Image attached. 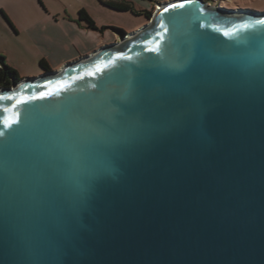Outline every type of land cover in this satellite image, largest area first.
<instances>
[{
  "label": "water",
  "instance_id": "1",
  "mask_svg": "<svg viewBox=\"0 0 264 264\" xmlns=\"http://www.w3.org/2000/svg\"><path fill=\"white\" fill-rule=\"evenodd\" d=\"M258 21L161 2L118 40L0 87V264H264ZM241 23L254 27L223 35Z\"/></svg>",
  "mask_w": 264,
  "mask_h": 264
},
{
  "label": "crops",
  "instance_id": "2",
  "mask_svg": "<svg viewBox=\"0 0 264 264\" xmlns=\"http://www.w3.org/2000/svg\"><path fill=\"white\" fill-rule=\"evenodd\" d=\"M115 1L129 2L141 12L145 9L152 10L156 4L169 0ZM146 2L151 4L150 7ZM0 8L12 24V32H8L11 40H18L17 50L14 52L17 51L21 58L33 55L37 60L45 59L47 62L60 63L59 68L99 48L100 38L105 35L86 27L78 18L80 10L87 11L97 25L99 19L96 15L104 9L128 12L111 9L100 0H9L8 7L1 4ZM112 33L114 41L118 40L117 32L112 30Z\"/></svg>",
  "mask_w": 264,
  "mask_h": 264
},
{
  "label": "rangeland",
  "instance_id": "3",
  "mask_svg": "<svg viewBox=\"0 0 264 264\" xmlns=\"http://www.w3.org/2000/svg\"><path fill=\"white\" fill-rule=\"evenodd\" d=\"M8 2L9 0H0V5L2 4L8 7ZM207 2L213 6H224L231 9L248 8L264 11V0H207ZM146 5L150 7L151 4L146 2ZM156 7L157 4L155 5V8ZM96 18L99 19L98 26H102L101 23H104L109 27H119L127 33L140 28L147 22V18L144 16H137L128 12H113L108 9H104L103 12L98 13ZM8 32H12V27L0 8V51H4L0 52V54L4 55L7 59V62L18 70L21 77L24 78L26 76H36L42 73L45 69L54 70L59 68L60 63L47 61L45 67H43L40 65L41 60H37L33 55L22 58L18 56L17 51L14 52L17 50L16 48L18 46V40L15 39L12 41V38ZM100 40V45L104 44L105 42L110 43L114 41L115 37L112 33V30H106L105 35L100 38Z\"/></svg>",
  "mask_w": 264,
  "mask_h": 264
},
{
  "label": "trees",
  "instance_id": "4",
  "mask_svg": "<svg viewBox=\"0 0 264 264\" xmlns=\"http://www.w3.org/2000/svg\"><path fill=\"white\" fill-rule=\"evenodd\" d=\"M40 1V0H39ZM101 3L111 9L117 11H128L133 13L134 15L144 16L145 18L152 17L155 7L152 10L145 9L141 12H138L136 8L129 2L115 1V0H100ZM5 18L12 26L8 16L3 12ZM78 18L80 21L84 22L86 27L89 29L97 30L101 34L105 33L107 29H112L119 33H125V31L119 27H109L106 25L98 26L94 19L85 11L84 9L80 10L78 13ZM46 60L42 59L40 61V65L45 67ZM23 77L19 75V72L16 68L11 66L4 55L0 54V87H11L14 83L19 82Z\"/></svg>",
  "mask_w": 264,
  "mask_h": 264
},
{
  "label": "snow or ice",
  "instance_id": "5",
  "mask_svg": "<svg viewBox=\"0 0 264 264\" xmlns=\"http://www.w3.org/2000/svg\"><path fill=\"white\" fill-rule=\"evenodd\" d=\"M178 6L180 8H183L185 5L180 4ZM170 7L176 8L177 5H170ZM164 11H166V12L169 11V8H165ZM201 11H203V9H201ZM258 23L264 24V21H258ZM253 27H254V25H251L248 23H241L239 25H234L229 30H223V35L226 37H233V36H236L238 33L242 32V31H246V30L251 29ZM148 51L159 53L160 47H159V45H157V47L148 49ZM107 67H109V65H103V66L97 65L96 71L89 73V75L95 76L97 72H103L104 68H107ZM65 85H66V82H63V81L59 82L57 85L53 86L52 88H49L48 90L40 93L38 96L28 97L26 100L19 101V103H26L27 100L45 99V98L50 97V96L59 95L60 91L65 89ZM128 95L133 96V99L130 102V104H136V100H135L134 95H133V90L129 89ZM18 122H19L18 120H7V121H5V126L10 128L13 124L18 123ZM138 128H139V122L137 120L136 124L134 125V130L136 131V130H138ZM100 132L102 134H104L103 131H100ZM0 135H3V133H0ZM104 171L113 172L115 170L111 169V168H105Z\"/></svg>",
  "mask_w": 264,
  "mask_h": 264
},
{
  "label": "built area",
  "instance_id": "6",
  "mask_svg": "<svg viewBox=\"0 0 264 264\" xmlns=\"http://www.w3.org/2000/svg\"><path fill=\"white\" fill-rule=\"evenodd\" d=\"M156 9V8H155Z\"/></svg>",
  "mask_w": 264,
  "mask_h": 264
}]
</instances>
